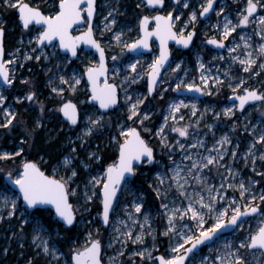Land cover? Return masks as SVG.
<instances>
[{"label":"snow or ice","instance_id":"snow-or-ice-1","mask_svg":"<svg viewBox=\"0 0 264 264\" xmlns=\"http://www.w3.org/2000/svg\"><path fill=\"white\" fill-rule=\"evenodd\" d=\"M233 3L238 5L235 10L219 0H198L197 10L190 0H136L129 12L126 0H0V6L16 11L29 34L27 47L21 39L22 47L5 59V28L0 25V134L6 130L10 135L17 127L24 132L16 147L0 152V172L7 181L0 192V223L9 222L10 229L14 225L10 240H18L23 249L30 237L31 247L46 264H104L99 227L89 229L70 254L54 242L62 237L51 227L55 222L65 231L71 229L77 213L90 212L88 205L99 200L102 209L94 220L111 230L107 247L115 249L107 264H264V0ZM211 14L217 17L215 24L209 23ZM198 24L210 29L202 45L227 55L217 52L205 61L198 51L191 69L198 76H190L188 62L170 61L169 41L191 49ZM154 41L159 42V53L150 63L136 59L120 65L125 53L151 52ZM29 62L41 67L48 98L58 101L55 107L46 106L36 82L20 77L25 91L15 96V104L27 102L39 109L31 128L18 119L20 113L5 94ZM141 80H146L145 92L133 88ZM224 89L230 92V106L219 111L210 105L198 107L204 103L199 97L220 95ZM81 92L84 99H79ZM165 93L175 95L166 101L160 122L151 127L156 112L148 102L164 100ZM185 93L196 95L181 98ZM117 111L122 118L113 123ZM252 112L260 118L254 120ZM48 113L59 114L58 130L48 128ZM223 121H230L226 131L218 126ZM65 128L75 130V139L67 138V151L46 174L40 163L27 158L28 152L38 134L51 143ZM112 129L108 146L114 145L117 155L106 167L88 172L80 195L79 169L88 170L103 157L100 145L86 152V159H80L79 149ZM149 166L154 175L148 187L159 201L156 216L164 221L159 232L145 194L133 190L138 173ZM124 191L132 198L120 205L121 218L116 208L118 193ZM250 220H258L257 226ZM226 230L231 239H222ZM158 236L167 238L168 248L154 255ZM26 264H33L32 259Z\"/></svg>","mask_w":264,"mask_h":264},{"label":"rangeland","instance_id":"rangeland-1","mask_svg":"<svg viewBox=\"0 0 264 264\" xmlns=\"http://www.w3.org/2000/svg\"><path fill=\"white\" fill-rule=\"evenodd\" d=\"M102 2H103V0H98V3H102ZM135 2H136V0H126V6L129 10V12L132 11ZM190 3L193 5H196L197 10H198V0H190ZM219 3L221 5H224V6L230 5L231 10H235L238 7L237 4L233 3V0H219ZM3 11H6V13H4ZM182 11L187 13L188 10H182ZM13 12H16V11L14 9H10V8H6L4 6H0V25H2L6 29L7 44H9V48L6 49V59L8 58V53L12 52L14 49H16L18 47H22L18 43L21 39H23L25 41V44L23 45V47L26 48L27 47V40L29 38V34L25 33L23 31L21 24L18 20V16H17V19H14V20H9L7 18V16H5L6 14L9 16H12ZM230 14L233 16L235 15L234 11H231ZM216 21H217V17L214 14H212L209 23L215 24ZM128 22L132 23L133 20H129ZM179 26L180 25L178 24L177 27H179ZM205 31L210 32V29L206 28L204 24H198L197 25L198 36L194 39V46L188 51H176V54L174 55L175 57H174L173 61L178 62L179 60L183 59L184 61L188 62L186 64V66L190 69V72H189L190 76H198L197 72L191 70V69H193V66H194L195 54L198 51L205 58V61L212 60L213 55L216 54L217 52H221V54L227 55V53L223 52V50H216L210 46H203L202 45V41L205 38L204 37ZM131 35H135V33H132ZM233 37H236V34H233ZM232 39H233L232 37L229 38L230 41ZM236 39L238 40V37H236ZM116 51L118 52L119 50H116ZM111 54L112 53L110 52L109 57ZM153 55H158V52L151 53V54H140V55H132L130 53H125L123 59L120 61V65H124L128 62H135L136 59H140L142 64L147 65L148 63L151 62ZM82 59H83V57H82ZM32 64L36 65L34 62H29V64L26 65L24 69H21L20 71H18L16 73V75L18 77L16 85H14L13 88L8 90L5 94L8 96V104L9 105H15L16 110L20 113V116L18 117V119L22 118L24 121L27 122L26 115L28 114L31 116V123L33 124V121L39 115L38 106L27 105V102H25V105L15 104V96L16 95H23L24 91H25V85H22L19 83L20 77L32 78L36 82L37 90L40 93V99L45 103L46 106L55 107V105L58 103V101L48 98L49 89L46 87L47 77L44 75V72L40 66L36 65L35 69L32 68V72L27 71V68H28L27 66L30 65L29 67H31ZM109 66L110 67L112 66V62L110 59H109ZM76 67L80 68L82 70L83 65L80 62H77ZM26 71L29 74H23ZM242 75H243V73H242ZM256 86L259 87V85H256ZM133 88L137 89L139 92H145L146 91V80H141L140 83L137 85H134ZM226 94H230L228 89H224L220 95H216L213 97H207V96L199 97V99L201 101H203L204 103L199 104L198 107L203 109L205 106L210 105V106L214 107L217 111H219L223 107L230 106L232 101H230L226 98ZM173 95H175V94L174 93H165V99L164 100H161L158 97L156 99H150V102H148V107L151 109H154L156 112V114L153 115V117H152V121L150 123L151 127H155L156 124H158L160 122L161 112H162L163 108L165 107V103L167 100L170 99V96H173ZM185 96H195V95H182L181 98H183ZM72 99L75 101L76 98L72 97ZM79 99H84V95L82 92L79 93ZM26 107L28 108L27 111L25 110ZM81 108L83 109L84 106L81 105ZM58 116H59V114H53V113L47 114V119H48V125L47 126L49 129L58 130L62 126L57 122ZM118 117L122 118L121 113L118 111L114 112V114L112 115L113 123H115V121ZM252 118L254 120L259 119L260 118L259 113L258 112H252ZM60 119H62V117H60ZM209 121L213 122V121H211V113H209ZM50 123H52V125ZM229 123H230V121H223L218 126L226 131L227 125ZM27 125H28V122H27ZM114 132H115V129H112L110 131H105L102 135H100L96 138L90 139L88 141V143L85 144L83 149H79L80 159H86V155H85L86 152L96 151L97 150L96 146L100 145V148L102 149L101 155L103 157V159L99 163L93 162L91 164L90 169H88V170H85L83 168L79 169V172H80L79 181L81 182V185H80V189L78 190V193L80 195H82V191H83V182L86 181V179L88 178V172L89 171H93V172L99 171L101 169V166L106 167L108 163L112 162V161H110V162L106 161L105 153H109L110 155L117 153L114 145L108 146L109 140H110V135L114 134ZM23 134H24V132H23L22 127H17L10 135L7 134V132L5 130L4 134H0V152L10 151L14 147H16L17 138L21 137ZM220 134H222V133L221 132L217 133V135H220ZM144 135H145V138L147 139L148 134L145 133ZM69 136H71L73 139H75V130L74 129L69 130L68 128H65V131L63 133H61L59 135V137L57 138V139H60L59 147H57L56 151L54 150L55 154L58 153L57 154L58 155L57 161L62 159L63 154L67 151V138ZM210 139H211V137L209 136V140ZM6 143H8V144H6ZM151 143H152V146L155 147L156 141L152 140ZM77 144H79V141H77ZM241 147L242 148L244 147V140L243 139L241 140ZM158 151L159 150L157 149V152ZM33 154H34V152H33V148H32L28 152L27 158L35 160L36 162L40 163L42 165L43 169L46 170L47 174L51 171L49 165H54L57 162V161L52 162L50 160L49 156H46V155L43 156V154L37 155L34 159L32 157ZM41 156L43 157L44 161H48V164H44L43 161H41V159H40ZM163 159H164L165 163H167V158L163 157ZM0 166H2V165H0ZM237 166L241 168L243 175H245V176L248 175L247 169H244L242 167V165H237ZM9 167L10 168L15 167V165H12L9 163ZM151 169H152L151 166H149V167L144 168L141 173H138L137 177L135 178L136 183L133 186V190L138 189L145 194L144 200H145L146 207L149 210V212L153 215L154 227L159 232L162 229L164 221L161 217L156 216V212L159 208V201H157L155 199L154 194L152 193L151 189L148 187L149 183L152 182L153 175H154L153 170H151ZM150 170H151V172H150ZM256 179H261V178L256 177ZM6 183H7L6 173L0 172V192L3 191L2 186L5 185ZM261 183L264 184V180H262ZM73 187H75V185H73ZM131 198L132 197L129 195L128 191H124L123 193L120 194L119 205L116 208V213H118L121 218H123V213L121 211L120 205H123L125 202L131 200ZM70 199H71V202H75L77 198L72 197ZM79 204H83L82 199L79 201ZM99 204H100L99 200H94L91 204L88 205V207L90 208V212H83L81 210V212L77 213V217L79 218V220H78L79 225L84 230L88 231L89 229L95 230V228H97V227L100 228V239L102 240V243L105 245V247L102 249V256L104 259V264H107L108 258L114 254L115 249L107 247V239H108V235H109L111 230L109 229L106 231L105 229H103V227L99 223L96 222V220H94V218L97 217L98 211H94L93 208L95 205H99ZM77 206H79V205H77ZM101 209H102V207H101ZM89 220H92L93 223L89 224L88 223ZM250 223L253 227H255L258 224V220H250ZM247 226L248 225H246V227ZM12 228L15 229L14 225L12 226ZM9 229H10L9 222L0 223V248L2 249L1 250L2 260H5V264H8V262L6 261V258H8V255H10V253L13 252V250H12L13 245L17 246L19 248V251H18L17 261L13 262L12 264H26V261L28 259H39L40 264H46L45 258L43 256H37L36 252L31 247L30 237L26 238L24 240L25 247L23 249H21L19 247V241L18 240H15V239L10 240L9 239V237L11 236V233L8 232ZM54 229L58 230L57 228H54ZM85 235H84L83 239L81 240L80 244H82L84 242ZM222 239H231V233H228V234L222 236ZM54 242L57 244V246L65 254H70V251L73 248V246H70L67 244L66 248L65 247L63 248L62 245H60L58 240H56ZM151 245H152V241L149 238L147 241V246L151 247ZM157 246L159 248V251L155 252L154 255L165 254L166 249L168 248L167 238L163 237V236H158ZM74 247H76V246H74ZM116 247H119V245H117ZM132 247L133 246L129 245L130 250ZM135 247H139V246L137 245ZM5 248L8 249V252L6 255L3 252V250ZM21 253H23V254H21ZM30 254H32V255H30ZM203 254L204 255L208 254L207 248H203ZM21 258L23 260H21ZM144 264H147V261H145Z\"/></svg>","mask_w":264,"mask_h":264},{"label":"trees","instance_id":"trees-1","mask_svg":"<svg viewBox=\"0 0 264 264\" xmlns=\"http://www.w3.org/2000/svg\"><path fill=\"white\" fill-rule=\"evenodd\" d=\"M4 13H6V11H3ZM12 16L9 15H5L7 16V18L9 20H14L17 19V14L16 12L12 13ZM21 31V30H20ZM6 49L9 48V44H7V40H6ZM30 66V65H29ZM27 66V67H29ZM36 65L32 64L31 68L35 69ZM23 74H29L26 72H24ZM26 120L28 122V127L31 128L32 127V123H31V116L30 115H26ZM52 125V123H50ZM59 143H60V139H56L54 141H52L51 143H48L45 140V135L44 134H38L36 136L35 139V144L33 147V152L34 154L32 155V157L35 159V157L37 155H41L43 154V156H49L50 160L52 162L57 161L58 159V153L55 154L54 150H57V147H59ZM117 155V153L114 154H109V153H105V159L106 161L110 162L112 161V159ZM152 170V169H151ZM150 170V172H151ZM94 211H100L101 209V205H95L94 206ZM50 219V218H49ZM79 218L77 217V223L69 230L65 231L60 225L56 224L55 222H52L51 227L52 229L57 228L60 231V235L62 237V239H59V243L60 245H62V247L66 248L67 244L70 246H78L81 243V240L83 239L84 235L86 234L87 230H84L80 225H79ZM4 227V226H3ZM1 248H0V264H5V260H2V255H1ZM18 247H15V251L11 252L10 255H8V258H6V261L8 262V264H12L13 262H15L17 260L18 257ZM32 255V254H30ZM33 264H40V260L39 259H32Z\"/></svg>","mask_w":264,"mask_h":264},{"label":"flooded vegetation","instance_id":"flooded-vegetation-1","mask_svg":"<svg viewBox=\"0 0 264 264\" xmlns=\"http://www.w3.org/2000/svg\"><path fill=\"white\" fill-rule=\"evenodd\" d=\"M5 32H6V29H5ZM6 40H7V32H6V34H5V43H6ZM5 49H6V44H5ZM176 51H185V50H180V49H177L176 48V46H174V45H172L171 46V52H172V56H173V60H174V55L176 54ZM186 51H188V50H186ZM156 52H158L159 53V45H158V43L156 42V41H154L153 42V44H152V51L150 52V53H142V54H151V53H156ZM131 54V53H130ZM133 55V54H132ZM137 55H140V54H137ZM172 60V61H173ZM6 144H8V143H6ZM12 230H15V229H9L8 230V232H10L11 234H12ZM15 247H17V246H15V245H13L12 246V250L13 251H15ZM19 249V248H18ZM19 251V250H18ZM21 260H23L22 258H21ZM17 261V260H16ZM15 261V262H16ZM22 262V261H21Z\"/></svg>","mask_w":264,"mask_h":264},{"label":"water","instance_id":"water-1","mask_svg":"<svg viewBox=\"0 0 264 264\" xmlns=\"http://www.w3.org/2000/svg\"><path fill=\"white\" fill-rule=\"evenodd\" d=\"M212 15V14H211ZM22 27V26H21ZM5 34H6V32H5ZM157 43H158V45H159V42L158 41H156ZM172 45H174V46H176V48L177 49H180V50H190V49H183L181 46H179V45H177L174 41H169V49H170V51H171V46ZM4 46H5V37H4ZM210 46V45H209ZM210 47H212V46H210ZM213 48V47H212ZM213 49H215V48H213ZM86 51H87V49H85ZM217 50V49H216ZM143 53H150V52H147V51H145V52H143ZM131 54H133V55H137V53H131ZM5 59H6V49H5ZM173 60V56H172V52H171V57H170V61H172ZM162 75H163V73H162ZM183 95H196V94H193V93H185V94H183ZM47 174V173H46ZM120 194L121 193H118V196H120ZM101 207H102V205H101ZM228 233H231L230 232V230H226L225 231V233L223 234V236L224 235H226V234H228ZM201 248L203 249V248H205L204 246H201ZM161 255V254H160Z\"/></svg>","mask_w":264,"mask_h":264}]
</instances>
